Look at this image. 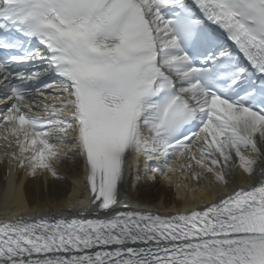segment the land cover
Masks as SVG:
<instances>
[{"label":"snow or ice","instance_id":"6c2138e0","mask_svg":"<svg viewBox=\"0 0 264 264\" xmlns=\"http://www.w3.org/2000/svg\"><path fill=\"white\" fill-rule=\"evenodd\" d=\"M0 162V264H264V0H0Z\"/></svg>","mask_w":264,"mask_h":264},{"label":"bare ground","instance_id":"6f19581e","mask_svg":"<svg viewBox=\"0 0 264 264\" xmlns=\"http://www.w3.org/2000/svg\"><path fill=\"white\" fill-rule=\"evenodd\" d=\"M8 171V165L6 162H0V204L3 203V190L6 185V176ZM63 171V170H62ZM73 174L82 175V166L77 173L76 170H73ZM69 174L64 171L63 175L65 180L55 185L59 191H53L52 195L46 197V199L51 200V208H55L57 205L66 206L65 201L68 196L72 194L74 175ZM135 176V175H134ZM174 179H176L174 177ZM134 180V184H137ZM195 182L188 184V187H193ZM174 190L172 196L171 191ZM37 191L36 184L30 180H25V195L28 196L29 200H32L33 195ZM177 195L178 198L175 197ZM193 193H186L183 185L177 189L175 185L169 187L163 182H149L144 181L131 188L128 185L126 194L123 196V199L131 204L132 206L137 207L140 210L145 211H154L163 215H169L177 210H183L185 207V197L192 202L195 207H203L202 204L197 200H192ZM66 215L68 213H65Z\"/></svg>","mask_w":264,"mask_h":264},{"label":"rangeland","instance_id":"374dc122","mask_svg":"<svg viewBox=\"0 0 264 264\" xmlns=\"http://www.w3.org/2000/svg\"><path fill=\"white\" fill-rule=\"evenodd\" d=\"M189 189H191V187H190ZM189 192L192 193L191 191H189ZM171 194H172V196H173V194H174V190L171 191ZM175 197L177 198V195H175Z\"/></svg>","mask_w":264,"mask_h":264}]
</instances>
